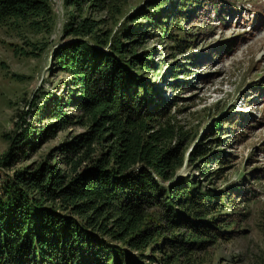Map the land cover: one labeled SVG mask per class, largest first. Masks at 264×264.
Masks as SVG:
<instances>
[{"label":"trees","instance_id":"16d2710c","mask_svg":"<svg viewBox=\"0 0 264 264\" xmlns=\"http://www.w3.org/2000/svg\"><path fill=\"white\" fill-rule=\"evenodd\" d=\"M131 2L64 0L72 12L52 59L68 77L67 100L53 102L39 134L24 128L2 166L26 157L38 139L82 131L43 162L0 179V264H206L201 254L233 237L236 221L225 204L236 211L233 195L214 188L205 168V184L177 178L188 133L170 117L162 89L146 79L152 55L137 52L142 21L181 52L190 42L170 34L186 31L189 10L212 7L224 22L229 8L221 0H150L130 13ZM9 22L51 33V0H0V25ZM220 128L210 127L211 137ZM209 149L197 145L190 167L211 163Z\"/></svg>","mask_w":264,"mask_h":264},{"label":"rangeland","instance_id":"374dc122","mask_svg":"<svg viewBox=\"0 0 264 264\" xmlns=\"http://www.w3.org/2000/svg\"><path fill=\"white\" fill-rule=\"evenodd\" d=\"M131 1L127 11L133 13L150 0ZM221 1L229 8L224 22L206 6L201 13L188 11L192 19L185 32L171 30L170 35L190 42L183 54L145 21L137 52L152 55L155 69L146 79L162 89L171 105L170 117L188 133L181 147L185 165L177 178L192 175L205 184L199 172L205 168L211 174L207 179L214 178V188L227 189L237 203L235 211L225 201L226 213L236 221L233 237L210 247L201 258L206 264H264V0ZM51 7V33L22 23L0 25L1 180L43 162L66 139L82 131L71 128L54 139H38L33 149L26 150V157L19 155V161L2 166L24 128L31 126L39 134L49 126L45 115L53 102L67 100L68 77L54 67L52 55L63 42V27L72 11L64 0H51ZM167 12L174 13L173 8ZM216 124L222 132L214 138L210 127ZM202 141L209 146L212 161L201 160L190 167L189 155ZM218 155L226 158L224 165L217 163ZM242 186L247 189L244 196ZM249 191L256 192L255 197Z\"/></svg>","mask_w":264,"mask_h":264}]
</instances>
